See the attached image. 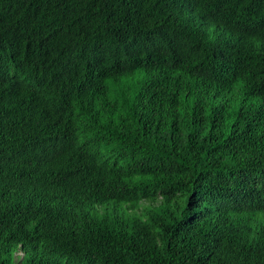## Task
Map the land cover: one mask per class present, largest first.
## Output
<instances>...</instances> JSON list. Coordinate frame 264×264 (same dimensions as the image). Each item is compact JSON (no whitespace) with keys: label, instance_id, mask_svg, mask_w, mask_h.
Instances as JSON below:
<instances>
[{"label":"trees","instance_id":"trees-1","mask_svg":"<svg viewBox=\"0 0 264 264\" xmlns=\"http://www.w3.org/2000/svg\"><path fill=\"white\" fill-rule=\"evenodd\" d=\"M0 264H264V0H0Z\"/></svg>","mask_w":264,"mask_h":264}]
</instances>
